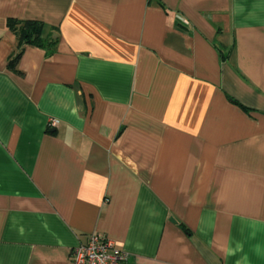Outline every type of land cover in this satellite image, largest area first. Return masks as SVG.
Instances as JSON below:
<instances>
[{
  "label": "crops",
  "instance_id": "0c3cea01",
  "mask_svg": "<svg viewBox=\"0 0 264 264\" xmlns=\"http://www.w3.org/2000/svg\"><path fill=\"white\" fill-rule=\"evenodd\" d=\"M9 18L58 42L12 67ZM92 234L132 264H264V0H0V264Z\"/></svg>",
  "mask_w": 264,
  "mask_h": 264
},
{
  "label": "built area",
  "instance_id": "2783aa9c",
  "mask_svg": "<svg viewBox=\"0 0 264 264\" xmlns=\"http://www.w3.org/2000/svg\"><path fill=\"white\" fill-rule=\"evenodd\" d=\"M58 120H50V127H55ZM71 264H132L129 254L122 245L100 234H92L85 244L71 250Z\"/></svg>",
  "mask_w": 264,
  "mask_h": 264
},
{
  "label": "trees",
  "instance_id": "16d2710c",
  "mask_svg": "<svg viewBox=\"0 0 264 264\" xmlns=\"http://www.w3.org/2000/svg\"><path fill=\"white\" fill-rule=\"evenodd\" d=\"M7 26L19 39L18 52L14 57L10 58L9 65L12 67L22 55L26 45L31 44L40 48H47L49 46H54L58 42L57 39L46 40L43 38L44 23L39 20H18L9 18L7 20Z\"/></svg>",
  "mask_w": 264,
  "mask_h": 264
}]
</instances>
